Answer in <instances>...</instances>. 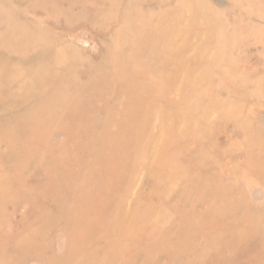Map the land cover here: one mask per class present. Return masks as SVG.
I'll list each match as a JSON object with an SVG mask.
<instances>
[{
    "label": "rangeland",
    "instance_id": "374dc122",
    "mask_svg": "<svg viewBox=\"0 0 264 264\" xmlns=\"http://www.w3.org/2000/svg\"><path fill=\"white\" fill-rule=\"evenodd\" d=\"M0 21V37L26 33L37 49L73 48L79 77L87 63L122 49L133 65L146 59L144 74L161 69L173 82H160L170 92L155 98L160 108L130 149L136 159L125 188L108 192L122 202L113 222L135 218L127 221L133 235L112 239L123 254L110 264H264V0H0ZM49 57L41 56L44 65ZM32 169L33 185L43 174ZM34 199L55 211L52 201ZM34 202L13 213L29 216ZM60 226L54 252L63 245L54 236Z\"/></svg>",
    "mask_w": 264,
    "mask_h": 264
},
{
    "label": "bare ground",
    "instance_id": "6f19581e",
    "mask_svg": "<svg viewBox=\"0 0 264 264\" xmlns=\"http://www.w3.org/2000/svg\"><path fill=\"white\" fill-rule=\"evenodd\" d=\"M4 35L0 37V53L7 54H0V264H110L108 257L123 254L112 239L133 235L127 221L135 218L125 213L113 222L112 211L122 202L108 192L126 185L123 174L136 159L130 149L137 148L139 130L157 107L155 98L159 101L170 90L160 82H173L161 69L144 74L146 59L133 65L132 54L122 49L87 63L82 78L74 71L82 62L73 48L43 42L46 47L41 50L26 43V33ZM48 53L44 65L41 56L47 58ZM149 94L151 101L140 99ZM60 133L65 138L56 147L53 139ZM35 164L43 178L32 185L29 174ZM34 197L52 201L55 211L36 206ZM32 201L29 216L14 214L20 204ZM59 226L54 236L63 245L54 252L52 235ZM97 236H102V243L94 240ZM119 261L114 264H122Z\"/></svg>",
    "mask_w": 264,
    "mask_h": 264
}]
</instances>
